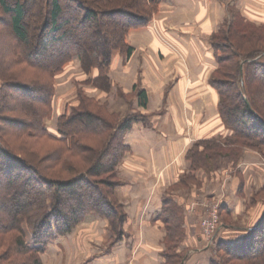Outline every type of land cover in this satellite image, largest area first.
Instances as JSON below:
<instances>
[{"label":"trees","instance_id":"1","mask_svg":"<svg viewBox=\"0 0 264 264\" xmlns=\"http://www.w3.org/2000/svg\"><path fill=\"white\" fill-rule=\"evenodd\" d=\"M62 1H67L68 8ZM158 4L159 0H0V12L9 16V27L19 46V58L10 67L26 66L53 73L54 77L62 73L66 63L77 59L87 74H93L88 82L111 88L108 73L114 55L132 56L133 48L126 37L131 30L149 25L154 15L150 9L157 10ZM34 19L38 36L31 39L25 22ZM79 20L100 28L104 42L90 49L82 42V33L80 39L72 38L74 32L66 28ZM245 27L240 22L234 29L222 26L212 37L218 67L209 85L219 95V114L229 135L196 143L187 153L191 170L198 169V158L208 155L207 144L240 143L260 149L264 155V32ZM106 31L111 42L106 40ZM42 37L48 39L47 44L36 48L33 42ZM218 38L228 44L217 43ZM228 49L233 50L231 57L235 59L230 69L226 62L231 58L223 55ZM222 74L225 80L217 78ZM5 79L0 87V131L9 137V143L0 141V169L6 184L1 201L9 210L0 209V234L17 233L10 242L17 248L16 254L28 256L23 264H42L40 256L48 246L70 234L92 214L109 222L116 235L112 244L119 242L128 218L118 203L117 191L123 184L117 180V168L129 152L126 134L138 125H150L149 115L134 113L115 122L89 110V100L82 98L73 114L58 117L55 133H51L46 120L54 111V86L37 84L35 88L34 83L16 77ZM137 101L140 109H147L148 93L144 88ZM41 138L59 148L43 154V148H39ZM204 144L207 151L202 155L197 150ZM235 156L240 155L235 152ZM211 250L210 264H264V209L259 221L240 239L228 243L219 236ZM161 258L162 264H182L185 260L165 253Z\"/></svg>","mask_w":264,"mask_h":264},{"label":"crops","instance_id":"2","mask_svg":"<svg viewBox=\"0 0 264 264\" xmlns=\"http://www.w3.org/2000/svg\"><path fill=\"white\" fill-rule=\"evenodd\" d=\"M229 7L241 9L250 20L264 24V0H159L157 13L149 25L129 32L127 41L133 54L127 60V69L137 70L134 56L137 54L138 63L139 56L145 55L141 64L150 65L147 70L161 69L160 65L166 61L167 65L183 71L186 78L168 94L164 92L165 88L157 91L144 87L149 100L144 113L149 115L150 125H138L126 134L129 152L119 173L120 178H127L117 192L128 218L123 238L112 244L116 235L109 222L92 214L70 234L52 242L42 254V264H162V252L156 242L162 235L157 224L165 214L166 200L171 198L170 188L191 170L186 154L197 142L209 139L205 138L207 133L229 134L223 124L220 125L218 94L209 85L210 76L218 67L211 40L223 26ZM119 60H122L121 55L115 54L113 68ZM192 91H196L194 100L207 99L209 102L211 98L215 107L209 115H213L214 120L197 131L187 132L182 122L185 116L180 115L176 101L183 102ZM171 95L175 104L160 114L154 113L156 108L162 109L165 98L169 99ZM135 107L140 110L138 104ZM57 117L50 121L51 133H55ZM173 131L181 135H173ZM252 158L254 160L240 168L245 176L250 165H261L258 158ZM242 204L236 195L229 194L223 203L224 212L244 216L247 213L242 211ZM261 214L262 211L253 214L252 221L245 227L224 225L220 238L228 243L235 242L259 221ZM183 226L186 230L183 248L189 249L185 264H210L211 253L188 216Z\"/></svg>","mask_w":264,"mask_h":264},{"label":"rangeland","instance_id":"3","mask_svg":"<svg viewBox=\"0 0 264 264\" xmlns=\"http://www.w3.org/2000/svg\"><path fill=\"white\" fill-rule=\"evenodd\" d=\"M228 1L231 2L233 0ZM62 5L68 8L67 1H62ZM71 9H74V7H71ZM227 10L228 15L223 24L226 30L232 27L234 29V27L238 25V22H240L247 26L245 28L253 27L256 30L260 29L261 32H264V24L250 20L249 17L241 11V9L239 10L236 7H229ZM150 11L153 14L157 13L156 9L155 11L150 9ZM0 19L2 20V22L0 21V75L3 74V76L0 77V87H2V81L5 79V76L16 77V79L21 82L29 84L34 83L35 85L33 87L35 88H37V84L41 85V87L44 84H48L50 88L53 85L55 91L53 103L54 111L52 113V117L46 120V126L49 131L50 121H52L54 117H59L62 114H73L74 111L79 108L82 98L89 100L87 101V103H89V110L94 111L96 114H101L104 118H108L109 120L120 122L128 115L134 113V115H137V113L145 112L144 110H139L135 107V105L138 104V101L136 100L142 87H147L148 89L156 88L155 90L157 91H163L165 88L164 92L166 93L167 91L168 94V92L174 91L177 84L186 78L183 71L177 70L176 67H173V65H167L166 61H163L162 65H160L161 69L157 67L156 70L149 71L147 69L150 65L145 66L141 64V61L146 59L147 56H139L141 58L137 63V54L134 56V63L138 64L137 70L127 69V64L129 63L127 60L130 58H127L126 55H121L122 60L117 62L115 68H111V71L108 73L112 83L111 88L104 86V84H93L88 82V78H91L93 74H87L80 60L77 59L66 63L63 66L62 73L57 74L54 77L53 73L46 74L38 72L34 69H25L26 66H18L15 64V66L12 65L10 67L11 62H17L15 60L19 58V53L17 51L19 46L13 39L11 29L9 27L11 24L9 16L0 12ZM25 23L29 29L30 38H36L38 33L34 30L33 26L35 24V19L34 21L31 20V23H29V21L28 23ZM66 30L74 32L72 34V38L76 39H80L79 35L82 33L84 36L82 42L87 44V47L90 49L95 48L104 42L101 40L100 33L98 32L100 28L98 29L96 25H89V23H82L81 20L71 22V24L67 26ZM107 33L108 31H106V40L107 42H111L112 38H110V35ZM127 37L126 42L128 44ZM47 41L48 39H46V37H42L38 41H34L33 44L36 48H39L41 47V43L42 45H46ZM216 42L223 45L227 43L222 40V38H218ZM232 52V49H228L225 50L223 54L225 58H231V60L226 62L227 69L232 68L233 64L231 62L235 61V59L233 60V57H231ZM56 54L59 55V52ZM8 68L13 69L9 70ZM227 69H224V71L227 72ZM225 77L226 75L224 74L217 76L220 80H225ZM195 92L196 91H192L191 93L188 92V95L185 96L183 102H180L179 99L176 101V105L181 109L182 114L180 115L182 117L185 116L182 118V122L185 124V130L187 132L189 130L197 131L198 128L201 129L208 122L214 120L213 115H209L211 113L210 111L215 107V104L211 101L210 96L206 97L208 99L210 98L209 102H207V99H204L203 101L198 99L194 100ZM160 95L161 94H159V96ZM172 96L173 95H171L169 99L165 98L164 108L162 107L161 109L158 107L153 112L160 114L164 110H168L173 103L175 104ZM219 100L220 98L218 95V103ZM218 103L217 110L219 112ZM29 107L32 108V106ZM218 117L219 121H221L220 125L222 127L220 114H218ZM169 127L174 128L171 125ZM176 131H173V135L178 134H176ZM178 135L180 136L181 134ZM219 135L220 134L218 133H207L205 138L209 139L204 141L218 139L220 137ZM8 140L9 137L6 136L3 131H0V141L9 143ZM40 144L39 148H43V154L59 148L58 145L44 138L40 139ZM239 144L234 143L228 146L222 142L213 145L207 144L208 151L205 150V144L202 145L201 148H198L199 150L197 151L199 154L202 153L203 155V153L207 151L209 152L208 155L206 157L202 156L198 158V169L190 170L186 174L182 175L179 178L181 183L179 182L170 188L169 192L171 198L166 205L165 215L160 223L157 224L162 235L161 240L159 239L158 241L156 239L157 248L160 249L162 253L170 255L171 257L173 255L180 256L181 260L183 258L185 259L182 263L185 264L189 252V249L186 250L183 248V240L186 235V230L183 225L186 216L193 221L194 227L198 229L202 235L204 245L212 254L211 246L216 238L221 235L224 225L229 224V226L237 227L248 226L253 219L252 215L263 211L264 155L260 149H251L246 147V145ZM193 147H191V149ZM235 152H238L240 156H235ZM252 156L258 158L262 167L261 165L259 167L256 166L257 164L250 165L249 171L246 172L247 177L244 173L240 172V168L248 161L254 160ZM186 160L190 163L187 159V154ZM120 166L121 164L117 168V180L124 186L127 178H120ZM62 175H57V177H61ZM4 176V171L0 169V209L4 208L5 210H9L8 207H4V203L1 201V196L4 195L6 187ZM63 177H66V175ZM218 190V194L215 195V191ZM229 194L236 195L241 203H243L242 211L247 214L244 216H231L224 212L222 205L225 198H227ZM76 198L78 199V197ZM118 203L122 204L119 197ZM215 221H217L220 225L218 231L214 234H206L204 230L205 222L212 224ZM209 225L206 226V228H210L211 230L212 226ZM109 227L112 228L110 224ZM16 234L17 233L15 231L10 232L9 234H0V264H23L28 259V256L26 255L16 254L17 248H15V246H13L10 242ZM31 240L32 237L29 234L28 242H31ZM221 254H225V252H221ZM40 259L42 261V255L40 256Z\"/></svg>","mask_w":264,"mask_h":264},{"label":"built area","instance_id":"4","mask_svg":"<svg viewBox=\"0 0 264 264\" xmlns=\"http://www.w3.org/2000/svg\"><path fill=\"white\" fill-rule=\"evenodd\" d=\"M210 223H208V222H205V233L206 234H210V233H212V234H214V233H216V231H218V229H219V227H220V225L217 223V221H215L214 223H212V224H210ZM212 226V229L210 230V228H206V226Z\"/></svg>","mask_w":264,"mask_h":264}]
</instances>
